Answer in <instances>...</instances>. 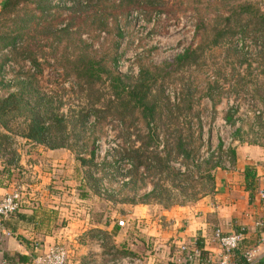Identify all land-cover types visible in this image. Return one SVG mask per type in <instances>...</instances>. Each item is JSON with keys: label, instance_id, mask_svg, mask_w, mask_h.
Returning a JSON list of instances; mask_svg holds the SVG:
<instances>
[{"label": "rangeland", "instance_id": "rangeland-1", "mask_svg": "<svg viewBox=\"0 0 264 264\" xmlns=\"http://www.w3.org/2000/svg\"><path fill=\"white\" fill-rule=\"evenodd\" d=\"M36 6L0 17V47L8 45L0 48V101L23 89L22 103L0 112V162H16L38 145L65 149L59 170L72 183L65 193L76 202L90 195L104 213L117 212L113 220L125 221L126 238L139 242L137 252L124 255L149 253L172 264L177 244L166 231L173 222L167 212L213 196L215 174L226 169L235 140L264 144V0ZM191 52L181 68L167 67ZM83 59L98 63L94 75L74 70ZM157 67L165 69L156 71L163 74L146 110L117 96L116 78L131 91L144 68ZM37 117L45 144L36 140Z\"/></svg>", "mask_w": 264, "mask_h": 264}, {"label": "crops", "instance_id": "crops-1", "mask_svg": "<svg viewBox=\"0 0 264 264\" xmlns=\"http://www.w3.org/2000/svg\"><path fill=\"white\" fill-rule=\"evenodd\" d=\"M4 2L0 0V8ZM36 148L38 152H23L16 162H0V201L16 187L23 190L20 211L0 224V264H38L41 255L55 245L67 248L68 264H116L126 257L159 264L149 253L146 257L124 255L129 249L137 252L139 242L126 238L113 220L117 212L115 216L104 213L90 195L76 202L65 193L71 182L59 168L65 167L61 164L68 151L45 145ZM234 148L231 168L215 174L213 196L192 208L167 212L173 222L166 231L177 245L198 237L207 254L215 257L222 251L212 239L213 229L227 235L244 231L236 264H249L244 258L248 252L253 256L250 264H264V144H235ZM247 169L255 174L253 190L247 189ZM141 212H133L135 225L141 222L137 220Z\"/></svg>", "mask_w": 264, "mask_h": 264}, {"label": "built area", "instance_id": "built-area-1", "mask_svg": "<svg viewBox=\"0 0 264 264\" xmlns=\"http://www.w3.org/2000/svg\"><path fill=\"white\" fill-rule=\"evenodd\" d=\"M227 169L231 168L230 162L227 161ZM105 193V190L103 191ZM264 199V193L261 194ZM23 204V193L21 189L16 188L7 194L0 201V224L13 217L18 213ZM117 225L121 228L125 227V221H118ZM244 231L232 234H225L220 228L212 231V239L220 246L222 253L218 256L207 254L204 247H201L198 237H193L189 241H182L177 245V251L172 258L173 264H236L241 243L244 239ZM264 242V236L262 237ZM69 253L65 246L55 245L50 250L41 255L38 264H68ZM244 258L250 264L252 262V254L246 253ZM116 264H142L139 259L126 257Z\"/></svg>", "mask_w": 264, "mask_h": 264}, {"label": "trees", "instance_id": "trees-1", "mask_svg": "<svg viewBox=\"0 0 264 264\" xmlns=\"http://www.w3.org/2000/svg\"><path fill=\"white\" fill-rule=\"evenodd\" d=\"M39 3L40 0H6V2L2 5V9L0 12V17H5L7 15H13L16 16V14L18 13L19 9H21L22 7L25 6H32V5H37L36 7H39ZM248 8L243 9V12H248L247 11ZM250 10V9H249ZM202 30L205 31V34L207 35V30L205 28L204 23L201 22V26L199 28V32L201 33ZM67 32L69 30H66ZM202 37V36H201ZM17 37H13L11 39V41L8 44L14 43ZM4 48L8 47V45H4L2 46ZM0 47V48H2ZM2 48V49H4ZM0 49V51L2 50ZM194 54V52L190 53H186V55L184 56H179L175 61L174 64H170L167 67H173V66H177L175 68V70L181 68L182 66H184V64L189 61L191 59L190 56H192ZM84 63V59L80 60L78 62V65H76L75 67V71H79L82 72L83 74H85L86 76H90V75H94L95 72H97V68H98V63L97 62H93V61H89L87 62V64H83ZM83 65V69L80 71L79 70V66ZM165 69V67H157L154 68L155 73L150 72L149 70H146V68H144L142 70V75H141V84L137 85L134 87V89H132L131 91L127 90V87L123 84L121 78H116L114 80V88L118 90L117 92V96L121 97L124 94H126L127 96H129V98L135 102V106L137 108L141 107L144 108L146 110L147 108V103L146 100L148 98V94L151 90V86L157 81L158 77H160L163 73L162 72H156V71H161ZM85 72V73H84ZM23 100V89H21V91H17L15 93H13L12 95L9 96V98H7L5 101H0V107L2 106L0 112H4L8 107H10L11 104L15 103V105L22 103ZM153 113L146 115V119L148 120V127L150 128V126L152 125L154 118H153ZM146 120V121H147ZM150 120V121H149ZM34 125H35V130L37 131V135H36V140L40 141L41 144H45V129L44 125H41V119L39 117H37V119L34 120ZM153 130V129H152ZM156 129H154V133L153 135L151 134V138L155 139L157 142L158 139L156 137V133H155ZM237 145H241L244 144L243 142H240L238 140H235L234 142ZM254 145V144H253ZM256 145V144H255ZM46 147L52 148V149H56L57 146H48L47 144H45ZM59 148V147H58ZM235 152H236V148H234V145L231 147L230 149V155H231V159H230V165H233L234 159H235ZM214 169V168H213ZM245 178L247 181V189H254V180H255V174L251 173L250 169H247L245 171ZM251 179V182L249 181ZM214 181V179H212ZM202 247V245H201ZM126 256V255H125ZM132 256V255H130Z\"/></svg>", "mask_w": 264, "mask_h": 264}]
</instances>
